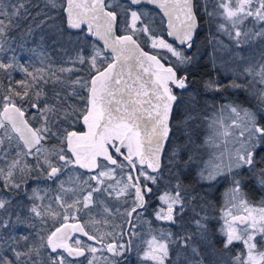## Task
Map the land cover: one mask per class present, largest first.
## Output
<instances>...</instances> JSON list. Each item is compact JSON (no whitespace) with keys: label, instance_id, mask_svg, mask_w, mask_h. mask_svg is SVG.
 Returning <instances> with one entry per match:
<instances>
[{"label":"rangeland","instance_id":"obj_1","mask_svg":"<svg viewBox=\"0 0 264 264\" xmlns=\"http://www.w3.org/2000/svg\"><path fill=\"white\" fill-rule=\"evenodd\" d=\"M49 1L56 9L63 7L61 0ZM108 6L117 11L121 31L132 32L161 55L155 73L168 92L190 79L192 84L178 92L173 123L169 157L179 166L166 167L155 180L159 201L153 214L139 217L137 247L135 243L130 257L139 258L135 264H264V164L258 165L259 177L252 175L259 181L261 199L254 182L245 188L237 176L249 160L254 133L256 149L263 136L259 121L264 118V0H195L203 30L191 52L167 39L164 19L153 9L121 0H111ZM35 29L39 39L47 37L49 45L56 42L61 77L67 78L62 82L64 116L73 118L76 114L70 111L77 110L69 111L65 99L86 93L90 75L100 68L106 52L85 33H68L62 17L40 19ZM39 43L42 46V39ZM42 50L44 46L39 56ZM73 62L84 63L80 73ZM4 70L0 80L7 74ZM243 95L251 103L235 99ZM117 185L114 201H101L103 214H126L129 209L120 204L130 194V178L125 176ZM2 205L0 200V210ZM26 206V213L15 219L32 225L38 210L34 201ZM167 206L178 207L174 226L163 220L170 214ZM56 214L54 226L71 211L59 209ZM49 228L42 230L46 238Z\"/></svg>","mask_w":264,"mask_h":264},{"label":"flooded vegetation","instance_id":"obj_2","mask_svg":"<svg viewBox=\"0 0 264 264\" xmlns=\"http://www.w3.org/2000/svg\"><path fill=\"white\" fill-rule=\"evenodd\" d=\"M110 1L107 7L112 10L108 6ZM61 2L63 7L56 9L49 0H0V70H7L5 78L0 80V200L3 201L0 264H135L139 258L130 256L137 247L134 237L139 231V217L153 214V206L159 201L160 189L155 180L166 167L179 166L170 159L169 152L180 101L178 92L191 87V79L187 76L190 80L186 87L173 86L172 92L178 100L173 111L171 138L165 147L161 168L153 171L148 162L140 163V139L130 125L119 122L98 134L101 108L89 98V90L95 72L112 59L110 54L105 53V60L98 62L100 68L89 73L86 93L65 99L67 109L77 112L70 111L76 114L73 118L64 116L62 82L67 78L61 77L56 42L49 45L50 39L41 36V46V39L35 34L40 19L57 16L65 23L66 2ZM112 11L119 21L117 11ZM119 26L120 21L118 32L122 33ZM65 29L71 34L85 33V28L70 31L66 23ZM85 34L104 52L100 43ZM195 40L190 51L185 45L178 46L191 52ZM43 46V55L39 56L37 52ZM73 64L79 73L84 68V63ZM79 73L74 72V77ZM235 99L251 103L244 95ZM7 108L23 113L26 123L37 134V141L34 139L30 146L24 143L12 124L4 119L3 111ZM90 116L93 120H89ZM259 123L263 133L261 145L256 149L253 124V147L247 165L237 176L242 178L245 188L255 183L260 198L259 181L252 176H258V165L264 164V120L260 119ZM125 176L130 178L132 186L130 194L123 196L119 204L122 209L129 208L128 211L117 214L112 210L111 214H103L102 199L107 197V202H113L118 195L117 182ZM31 201L38 210V219L32 225L17 221L16 214L24 215ZM59 209L70 210L71 215L56 221L54 226ZM167 212L174 213V221L169 222L174 226L178 207L167 206ZM64 224H68L70 235L53 248L50 237ZM45 228H49L48 238L42 231Z\"/></svg>","mask_w":264,"mask_h":264},{"label":"water","instance_id":"obj_3","mask_svg":"<svg viewBox=\"0 0 264 264\" xmlns=\"http://www.w3.org/2000/svg\"><path fill=\"white\" fill-rule=\"evenodd\" d=\"M109 0H65L63 12L70 31L92 36L112 59L91 79L89 98L101 108L98 134L119 122L136 130L141 144L140 163L159 170L166 145L171 138L173 111L177 94L168 92L156 75L158 54L146 49L129 31L118 32V17L107 7ZM124 1V0H123ZM133 7L149 6L165 19L167 39L190 51L199 32L195 0H125ZM188 83L183 84V87ZM4 119L12 124L25 144L37 141V134L26 123L23 113L15 108L3 111ZM98 136V135H97ZM165 220L174 221L169 212ZM245 221V220H243ZM242 221V222H243ZM68 224L62 225L50 237L53 248L69 237ZM74 252L73 249H68Z\"/></svg>","mask_w":264,"mask_h":264},{"label":"trees","instance_id":"obj_4","mask_svg":"<svg viewBox=\"0 0 264 264\" xmlns=\"http://www.w3.org/2000/svg\"><path fill=\"white\" fill-rule=\"evenodd\" d=\"M146 7V6H145ZM147 7H149V6H147ZM149 8H151V7H149ZM151 9H153V8H151ZM154 11H156L155 9H153ZM156 12H158V11H156ZM159 13V12H158ZM160 14V13H159ZM161 15V14H160ZM197 16L199 17V28H200V30H199V32H198V34H197V36H196V40H195V42L196 41H198V40H200V36H201V34H202V30H203V17H201V15L200 14H198V12H197ZM161 17H162V15H161ZM165 29V28H164ZM194 42V43H195ZM191 78L192 79H194V80H196V82H198V80H199V78L197 77V76H191ZM262 120H264V118L262 117L261 118ZM206 263H207V261H206ZM205 262H204V264H206ZM191 264H193V263H191Z\"/></svg>","mask_w":264,"mask_h":264}]
</instances>
